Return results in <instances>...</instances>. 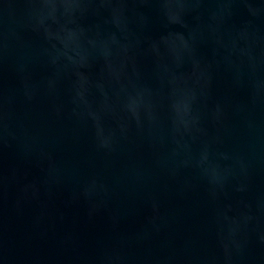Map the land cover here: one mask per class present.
Returning <instances> with one entry per match:
<instances>
[{"label":"water","instance_id":"water-1","mask_svg":"<svg viewBox=\"0 0 264 264\" xmlns=\"http://www.w3.org/2000/svg\"><path fill=\"white\" fill-rule=\"evenodd\" d=\"M0 264H264V0H0Z\"/></svg>","mask_w":264,"mask_h":264}]
</instances>
